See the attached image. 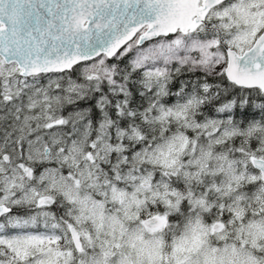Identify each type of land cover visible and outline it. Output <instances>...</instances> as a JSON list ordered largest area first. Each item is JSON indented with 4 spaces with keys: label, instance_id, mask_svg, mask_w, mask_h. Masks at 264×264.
<instances>
[{
    "label": "snow or ice",
    "instance_id": "obj_1",
    "mask_svg": "<svg viewBox=\"0 0 264 264\" xmlns=\"http://www.w3.org/2000/svg\"><path fill=\"white\" fill-rule=\"evenodd\" d=\"M0 264H264V0H0Z\"/></svg>",
    "mask_w": 264,
    "mask_h": 264
}]
</instances>
